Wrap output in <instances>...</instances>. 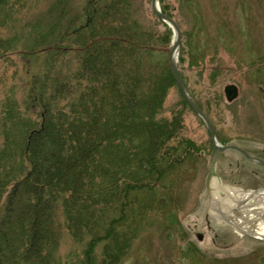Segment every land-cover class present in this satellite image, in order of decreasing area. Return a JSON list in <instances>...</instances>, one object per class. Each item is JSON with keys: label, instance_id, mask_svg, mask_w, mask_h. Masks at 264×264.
<instances>
[{"label": "rangeland", "instance_id": "374dc122", "mask_svg": "<svg viewBox=\"0 0 264 264\" xmlns=\"http://www.w3.org/2000/svg\"><path fill=\"white\" fill-rule=\"evenodd\" d=\"M85 1L0 0V150L2 135L10 136L8 143L19 136V123L29 119L39 124L36 108L24 105L26 82L46 84L47 77L50 89L55 79L61 80L69 89L56 101L75 105L86 83L76 76L73 52L56 54L53 39L70 31ZM158 5L179 29V77L207 116L217 142L264 160V0H158ZM124 11L127 23L136 21L151 32L169 69L173 32L153 14L150 0H125ZM42 38L45 41L36 47ZM69 44L62 40L59 47ZM227 85L237 88L230 102L224 92ZM162 109L161 117L168 121L175 115L180 119L176 139H188L196 149L175 175L169 194L176 222L167 225L161 213L151 211L142 215L138 227H129L133 221L116 223L108 237L96 221L75 219L79 216L69 221L64 201H58L40 257L26 243H6L7 249L0 242L8 253L0 256V264H264V239L239 237L213 211L205 191L210 139L200 119L183 104L176 85L167 87ZM215 171L221 188H264V169L237 151L220 152ZM5 192H11L9 186ZM240 217L237 210L227 216L232 221Z\"/></svg>", "mask_w": 264, "mask_h": 264}, {"label": "trees", "instance_id": "16d2710c", "mask_svg": "<svg viewBox=\"0 0 264 264\" xmlns=\"http://www.w3.org/2000/svg\"><path fill=\"white\" fill-rule=\"evenodd\" d=\"M124 7L125 0H86L70 31L53 39L56 54L73 52L76 76L86 83L75 105L56 101L69 89L61 80L50 89L47 77L46 84L26 82L24 105L36 108L39 124L19 123L11 143L2 135L1 243H26L40 257L58 201L69 221H96L108 237L116 223L138 227L151 211L167 225L176 222L169 194L196 149L176 139L178 115L161 117L167 87L175 83L151 32L127 23ZM62 40L68 48L59 47ZM172 139L175 144L168 143Z\"/></svg>", "mask_w": 264, "mask_h": 264}, {"label": "water", "instance_id": "95a60500", "mask_svg": "<svg viewBox=\"0 0 264 264\" xmlns=\"http://www.w3.org/2000/svg\"><path fill=\"white\" fill-rule=\"evenodd\" d=\"M150 7L153 12V14L160 19L163 23H165L167 26H169L173 32V38L171 42V48L168 53V66L169 70L172 76V79L180 92L183 100L187 103L189 108L196 114V116L200 119V121L203 123L209 139L211 143V154L208 162V168H207V175L205 178V191L207 196L211 199V182L213 179H217V181H220V177L216 174L215 168H216V162L219 156L220 152L227 151V150H234L238 153L242 154L249 162L257 164L258 166L262 167L264 169V160H261L257 157L251 156L244 150H242L239 147H236L234 145L229 146H222L217 142V139L215 137L214 130L212 128L211 123L209 122L207 116L203 113V111L197 106V104L191 99L189 94L187 93V90L185 86L183 85V82L181 81V78L179 77L178 70H177V56H178V47L180 43V33L179 29L176 25V23L168 16L161 13V10L158 5V0H150ZM224 92L226 94V100L228 102L232 101L236 95H237V88L234 85H227L224 88ZM221 193V192H220Z\"/></svg>", "mask_w": 264, "mask_h": 264}, {"label": "bare ground", "instance_id": "6f19581e", "mask_svg": "<svg viewBox=\"0 0 264 264\" xmlns=\"http://www.w3.org/2000/svg\"><path fill=\"white\" fill-rule=\"evenodd\" d=\"M211 185L214 197L211 200L213 211L218 212L220 218L226 221V227L237 233L239 237L252 235L257 239H264V221L262 220L264 215V188L255 192L229 189V187L224 188V186L221 188V184L216 180H213ZM215 205L218 209L215 208ZM234 210L241 214V217L236 221L227 218Z\"/></svg>", "mask_w": 264, "mask_h": 264}]
</instances>
